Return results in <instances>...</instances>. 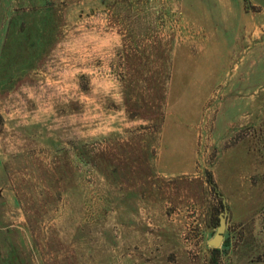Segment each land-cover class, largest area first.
<instances>
[{
	"label": "rangeland",
	"instance_id": "1",
	"mask_svg": "<svg viewBox=\"0 0 264 264\" xmlns=\"http://www.w3.org/2000/svg\"><path fill=\"white\" fill-rule=\"evenodd\" d=\"M0 264H264V0H0Z\"/></svg>",
	"mask_w": 264,
	"mask_h": 264
},
{
	"label": "water",
	"instance_id": "2",
	"mask_svg": "<svg viewBox=\"0 0 264 264\" xmlns=\"http://www.w3.org/2000/svg\"><path fill=\"white\" fill-rule=\"evenodd\" d=\"M226 217H227V210L226 207L224 206L223 212L219 215V225L216 228V232L212 238L208 240V245L212 247H218L222 240H223V233L225 230L226 226Z\"/></svg>",
	"mask_w": 264,
	"mask_h": 264
}]
</instances>
